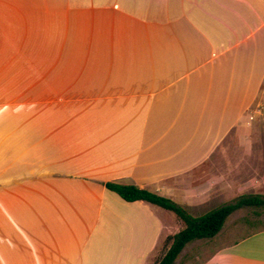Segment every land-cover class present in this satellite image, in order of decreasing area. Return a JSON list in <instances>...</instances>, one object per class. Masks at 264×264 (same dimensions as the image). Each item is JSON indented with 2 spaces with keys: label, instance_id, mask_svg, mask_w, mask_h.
Returning a JSON list of instances; mask_svg holds the SVG:
<instances>
[{
  "label": "crops",
  "instance_id": "crops-1",
  "mask_svg": "<svg viewBox=\"0 0 264 264\" xmlns=\"http://www.w3.org/2000/svg\"><path fill=\"white\" fill-rule=\"evenodd\" d=\"M263 111L264 0H0V264H154L185 222L107 183L204 215ZM246 235L198 264H264Z\"/></svg>",
  "mask_w": 264,
  "mask_h": 264
},
{
  "label": "rangeland",
  "instance_id": "rangeland-1",
  "mask_svg": "<svg viewBox=\"0 0 264 264\" xmlns=\"http://www.w3.org/2000/svg\"><path fill=\"white\" fill-rule=\"evenodd\" d=\"M264 117L263 114H261ZM264 132V127H259ZM255 145L252 143H238L237 153L226 155L222 169L223 176H226L232 183L238 182L239 192L227 191L214 205L207 204L198 214H204L213 208H218L226 203L235 201L241 194H259L264 196V137H256ZM254 147V148H252ZM264 229V205L241 208L232 213L227 219L223 229L213 238L195 240L184 248L178 256L175 264H198L203 262L208 251L224 242H233L248 236L252 231ZM167 237L162 236L150 260L157 264L168 251L170 244L166 242Z\"/></svg>",
  "mask_w": 264,
  "mask_h": 264
},
{
  "label": "trees",
  "instance_id": "trees-1",
  "mask_svg": "<svg viewBox=\"0 0 264 264\" xmlns=\"http://www.w3.org/2000/svg\"><path fill=\"white\" fill-rule=\"evenodd\" d=\"M107 188L116 192L126 201L146 200L160 205L175 212L185 222V228L175 235L167 237L166 242L170 244V247L157 264H175L178 256L188 243L215 237L224 227L228 217L235 211L244 207L264 205V196L244 194L235 201L226 203L204 215L193 216L185 207L172 199L136 185L107 183Z\"/></svg>",
  "mask_w": 264,
  "mask_h": 264
}]
</instances>
